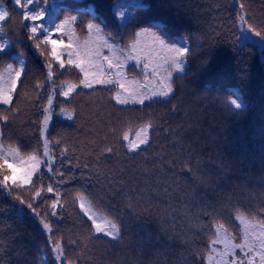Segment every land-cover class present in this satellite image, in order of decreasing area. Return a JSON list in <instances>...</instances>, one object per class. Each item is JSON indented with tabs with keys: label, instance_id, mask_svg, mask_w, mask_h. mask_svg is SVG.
Returning a JSON list of instances; mask_svg holds the SVG:
<instances>
[{
	"label": "trees",
	"instance_id": "16d2710c",
	"mask_svg": "<svg viewBox=\"0 0 264 264\" xmlns=\"http://www.w3.org/2000/svg\"><path fill=\"white\" fill-rule=\"evenodd\" d=\"M55 3L65 9L60 19L80 17L71 27L75 30L74 39L81 43L95 39L85 29L92 19L85 13L94 8L95 14L107 22L101 24L105 38L125 51V46L134 40L137 25L148 27L156 23L174 34L170 42H176L175 36L186 38L191 55L185 72L173 73L174 95L167 104L115 105L109 101L115 88L109 86L110 91L95 92V104L89 103L91 97L76 96L71 103L80 108L81 115L70 121L55 114L66 102L63 97H54L49 135L64 137L70 151L68 157H60V148L65 145L53 147V167L61 168L64 160L61 170L65 183L50 181L51 173L45 172L41 177L44 185L54 184L64 204L57 209L58 217L49 213L51 239L61 240L67 257L75 264H218L223 244L215 245V251L209 247L215 239L213 225L217 221L225 223L227 232L235 237L232 243L238 244L243 239V225L235 219L237 208L249 223L264 220V52L257 43L241 46L237 42L240 5H244L248 20L261 26L264 0ZM137 3L148 7L138 9L134 6ZM118 4L125 6L120 10L126 16L135 17L127 27L122 26L121 19L112 22V12ZM0 8L9 10L11 16L5 26L6 34L0 36L20 41L27 66V75L14 96L18 116L2 130L6 138L11 137L10 141L5 140L6 146L11 143L26 154L40 140L39 121L43 119L41 111L49 89L46 85L40 90L42 98L37 100L32 85L46 75L45 61L25 39L26 29L21 27L24 10L14 8L13 0H0ZM44 24H48L47 18ZM64 39L67 42L66 36ZM149 43V37H141L142 47ZM103 54L108 55L106 48ZM8 63L19 67L12 60H0V73L5 79ZM144 63H150V59L141 54L139 64L136 60L127 62L124 74L127 80L152 88L156 78L151 76L150 63L145 80ZM77 78V71L70 69L58 75L56 83ZM232 92H238L244 100L245 108L239 113L225 104ZM149 115L154 117L157 129L152 132L148 152L139 156L120 152L96 158L98 145L110 128L120 127L130 139H136L142 120ZM69 159L71 165L80 167L70 166ZM85 163L88 168L83 167ZM77 192L86 196V206L90 201L91 210L97 215L110 213L119 218L121 239L83 240L81 234L86 235L88 227L78 204L73 203ZM44 199L50 202L56 197L45 193ZM39 209H46V204L40 202ZM51 249L49 234L39 218L6 192L0 193V264H59ZM236 254L240 256L239 249Z\"/></svg>",
	"mask_w": 264,
	"mask_h": 264
},
{
	"label": "snow or ice",
	"instance_id": "6c2138e0",
	"mask_svg": "<svg viewBox=\"0 0 264 264\" xmlns=\"http://www.w3.org/2000/svg\"><path fill=\"white\" fill-rule=\"evenodd\" d=\"M134 6L138 9L148 7L143 3H137ZM13 7L24 10L21 27L26 29L25 39L45 61L43 71L46 75L43 80L38 79L32 85V90L36 93L35 98L37 100L42 98L40 90L44 89L46 85L49 90L47 103L41 111L43 119L39 121L40 140L37 146L26 154H21L20 148L11 143L6 146L5 140L10 141L11 137L6 138L2 128L7 127L18 116L19 109L14 106V96L19 91L18 86L23 84V77L27 75V66L26 53L20 41L4 40L0 36V60H12L19 65V67H14L13 63L6 65L7 79L3 73H0V193L6 192L8 196L18 201L20 205L26 206L39 218L43 230L49 234L55 261H58L59 264H75L72 259L67 257L61 240L53 241L51 239L53 227L49 213L51 217L60 215L57 209L64 207V204L61 203V194L52 182L44 185L41 179L47 172L52 174L49 176L50 181H55L58 184L66 182L65 173L61 170L64 167V160L60 162L61 168L53 167L56 163L53 147L65 145L60 148V157H68L70 151L64 137H50L49 135V121L53 118L54 97H63L66 102L55 114L64 116L70 121L76 120L81 115L80 108L71 103L76 96L91 97L89 103L95 104V92L97 90L110 91L109 86L115 88L109 97V101H114L115 105L143 106L146 102L167 104L174 95L173 73L185 72L187 58L191 55V45L186 38L179 36H175V43L170 42L174 34H170V30L166 29L164 25L153 23L148 27L137 25L138 30L134 33V40L125 46L128 49L125 51L124 48H119L115 43H110L109 39L105 38L101 24L107 25V22L95 14L94 8H90L85 13L92 16V19L85 25V29L89 36H95V39L85 40L81 43L74 39L75 30L71 27L78 23L80 17L69 15L60 19V14L65 9L56 4L55 0H13ZM124 7L122 4L115 7L112 12V22L121 19L122 26L127 27L135 17L126 16L125 11L120 10ZM240 9L241 14L238 19L241 31L237 42L241 46L247 45L249 42H258L261 51L264 52V25L257 26L251 23L245 14L246 10L243 4L240 5ZM46 18L48 19L47 25L44 24ZM10 19L9 10L0 8V34H6L5 26ZM57 21L59 22L57 23ZM65 36L67 42H65ZM145 36L150 38V43L142 47L141 37ZM253 37L258 40H253ZM105 48L108 55L103 54ZM141 54L147 55L150 59L151 76L156 78V84L152 88H147L146 84L141 85L138 81H129L124 74L127 62L136 60L139 64ZM150 63L143 64L146 81ZM70 69L77 71V80H61L57 84L58 75L62 76L64 71ZM58 70L63 71L58 72ZM225 104L237 113L245 108L244 100L238 92L230 93ZM156 129L157 124L152 115L142 120L139 131L136 133V139H130L128 132H122L120 127H112L105 134V139L98 145V150L95 153L96 158L99 160L101 157L120 152L135 156L148 152L152 147V132ZM10 157L11 159H9ZM68 164L80 167V165H71L70 159ZM83 167L88 168L89 165L85 163ZM188 170L191 171V168L189 167ZM45 193L54 194L56 199L50 202L45 200ZM86 199L82 192H77L73 201L78 204L80 213L86 218L84 223L88 227V232L86 235L81 234L83 240L107 238L115 241L121 239L122 228L121 223L118 222L119 218L112 217L110 213L97 215L91 210L92 203L90 201L86 206ZM40 202L46 204V209H39ZM131 207L130 202L129 208ZM17 211L20 212L22 209ZM235 219L243 225V239L238 244L232 243L235 237L227 232L225 223L217 221L213 225L215 239L211 241L210 249L215 251L214 246L217 244L224 246L223 250L219 252L218 264H264V220L249 223L238 208ZM70 243H78V241ZM237 249L240 251L239 257L236 254Z\"/></svg>",
	"mask_w": 264,
	"mask_h": 264
},
{
	"label": "rangeland",
	"instance_id": "374dc122",
	"mask_svg": "<svg viewBox=\"0 0 264 264\" xmlns=\"http://www.w3.org/2000/svg\"><path fill=\"white\" fill-rule=\"evenodd\" d=\"M240 31H241V24H240ZM253 40H258V38L253 37ZM257 44L258 46H260V43L257 42Z\"/></svg>",
	"mask_w": 264,
	"mask_h": 264
}]
</instances>
